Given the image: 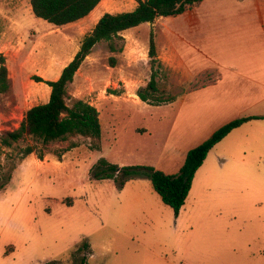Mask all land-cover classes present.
Returning <instances> with one entry per match:
<instances>
[{"label": "rangeland", "instance_id": "374dc122", "mask_svg": "<svg viewBox=\"0 0 264 264\" xmlns=\"http://www.w3.org/2000/svg\"><path fill=\"white\" fill-rule=\"evenodd\" d=\"M137 1L102 0L89 18L57 28L33 15L30 0H0V56L11 85L0 95V136L16 130L31 107L48 102L44 82L60 77L103 14L130 12ZM150 32L145 25L127 30L121 53L97 44L69 86L73 98L99 113V150L83 137L49 144L25 137L0 147V264H264L263 138L247 139L241 169L233 166L232 149L209 152L177 218L148 179L119 188L113 179L91 178L100 158L168 169L162 146L175 108L168 102L213 78L181 87L161 67L157 95L166 103L118 99L128 92L135 100L132 94L150 80ZM27 147L34 153L24 156ZM83 241L90 249L76 253Z\"/></svg>", "mask_w": 264, "mask_h": 264}, {"label": "crops", "instance_id": "0c3cea01", "mask_svg": "<svg viewBox=\"0 0 264 264\" xmlns=\"http://www.w3.org/2000/svg\"><path fill=\"white\" fill-rule=\"evenodd\" d=\"M142 25L151 30L157 61L181 87L213 76L210 81L183 91L167 105L175 107L162 146L168 169L166 163L153 168L174 175L187 152L219 128L241 118H264V0H202L181 15L159 17L135 28ZM126 94L129 93L117 98L134 105L145 104L135 92L131 102ZM249 138L264 140V119L249 120L232 130L210 153L217 146L232 149L233 166L244 168L247 156L243 145ZM219 164L223 166L222 159ZM135 181L143 180L127 183H142Z\"/></svg>", "mask_w": 264, "mask_h": 264}, {"label": "trees", "instance_id": "16d2710c", "mask_svg": "<svg viewBox=\"0 0 264 264\" xmlns=\"http://www.w3.org/2000/svg\"><path fill=\"white\" fill-rule=\"evenodd\" d=\"M101 1L30 0V7L35 17L60 28L86 18ZM201 1L138 0L134 10L130 12L103 14L90 34L84 37L79 50L68 65L64 67L60 77L53 82H44L50 88L48 102L31 107L16 130L4 132L0 136V147L10 148L25 137L43 144L66 141L74 137H83L90 140L92 150H99L101 128L98 111L87 102L73 98L69 92V86L85 59L100 42L107 44L110 53H121L123 51L122 42H124L123 32L141 24L153 23L159 17L181 15L194 4ZM117 42L121 43L120 46H118ZM156 57L155 43L153 35L150 33L148 48L151 68L150 80L145 87L137 90L136 95L141 102L152 106H159L161 103L167 102L166 100H160L157 95L159 90L156 78L161 73L162 66ZM109 62L113 67L115 59L110 58ZM167 73L170 74L169 72ZM37 79L38 82H43L42 79ZM10 88L5 60L0 56V95L8 94ZM253 119L264 118H241L219 128L206 141L187 152L182 167L174 175L164 174L148 166L119 167L100 158L90 169L91 178L95 181L113 179L119 188H122L130 180L148 179L153 191L160 197L161 202L169 207L174 217L177 218L191 189L194 175L203 164L210 150L232 130ZM32 153H34V149L27 147L23 155L28 156ZM37 158L43 160L44 156L40 153ZM89 249V243L83 241L77 247L76 253L88 251ZM81 264H86L84 259L81 260Z\"/></svg>", "mask_w": 264, "mask_h": 264}, {"label": "bare ground", "instance_id": "6f19581e", "mask_svg": "<svg viewBox=\"0 0 264 264\" xmlns=\"http://www.w3.org/2000/svg\"><path fill=\"white\" fill-rule=\"evenodd\" d=\"M102 3V2H101ZM99 6H100V4L91 12V14L88 16V17H86V18H89L91 15H93V14H95V12L97 11V9L99 8ZM85 18V19H86ZM98 18V17H97ZM82 20H84V19H82Z\"/></svg>", "mask_w": 264, "mask_h": 264}]
</instances>
